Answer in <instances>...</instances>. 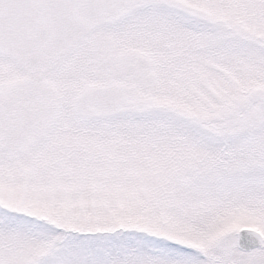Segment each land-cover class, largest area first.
<instances>
[{
  "label": "snow or ice",
  "instance_id": "obj_1",
  "mask_svg": "<svg viewBox=\"0 0 264 264\" xmlns=\"http://www.w3.org/2000/svg\"><path fill=\"white\" fill-rule=\"evenodd\" d=\"M0 264H264V0H0Z\"/></svg>",
  "mask_w": 264,
  "mask_h": 264
}]
</instances>
